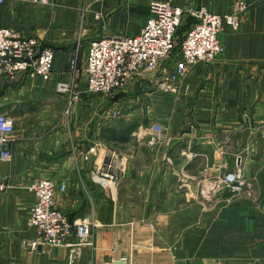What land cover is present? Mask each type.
<instances>
[{"label": "crops", "instance_id": "0c3cea01", "mask_svg": "<svg viewBox=\"0 0 264 264\" xmlns=\"http://www.w3.org/2000/svg\"><path fill=\"white\" fill-rule=\"evenodd\" d=\"M155 1L221 15L246 7L220 33L223 54L191 65L176 94L154 89V74L127 86L137 93L128 102L90 92L91 42L139 33ZM0 25L55 52L50 79L20 73L0 83V113L16 125L12 159L0 160V183L10 185L0 190V264H68L72 254L74 264H264V0H4ZM154 122L165 131L150 145ZM111 153L125 164L115 182L93 172ZM240 154L258 200L201 198L202 183ZM40 178L56 182L54 206L71 223L90 222L88 243L74 234L32 248L39 232L28 219V185ZM204 211L209 219L199 218Z\"/></svg>", "mask_w": 264, "mask_h": 264}, {"label": "built area", "instance_id": "2783aa9c", "mask_svg": "<svg viewBox=\"0 0 264 264\" xmlns=\"http://www.w3.org/2000/svg\"><path fill=\"white\" fill-rule=\"evenodd\" d=\"M32 1L45 3L47 0ZM245 7L241 4L231 13L221 15L205 7L185 10L171 2H152L151 14L139 33L130 36H102L91 42L85 67L89 91L112 94L116 98L134 79L142 80L154 74L149 79L154 87L166 94H176L191 65L211 62L223 52L219 36L224 29V22L236 26ZM188 17H194L195 20L179 42L180 49L173 59L171 54L178 46L177 31ZM54 57L53 48L42 45L36 35L17 32L0 25V83L5 78H13L20 73L48 80L52 75ZM78 62L79 45L71 60L73 71H77ZM69 89L63 83L57 85L58 91L68 92ZM119 116L118 109L109 115L112 119ZM15 129L14 118L0 113V160L4 162L12 159L10 142ZM164 131L162 124H150L148 144H158ZM237 162L239 164L235 171L217 181L222 185L214 186L217 189L227 187L231 197L251 194L245 176L239 169L242 165L241 158ZM124 168L123 160L111 153L105 162L94 164L93 172L102 179L115 182L118 177L112 172H122ZM8 188L10 185L0 183V190ZM56 189V182L50 178H40L28 185V190L35 196L28 219L39 232L37 240L31 243L34 249L40 245H60L73 234L79 239L77 245L88 243L90 222L83 220L71 223L65 213L55 208ZM61 189L65 190V186L62 185ZM68 264H74L73 254L69 256Z\"/></svg>", "mask_w": 264, "mask_h": 264}, {"label": "rangeland", "instance_id": "374dc122", "mask_svg": "<svg viewBox=\"0 0 264 264\" xmlns=\"http://www.w3.org/2000/svg\"><path fill=\"white\" fill-rule=\"evenodd\" d=\"M4 1V0H3ZM30 2H32V3H34L32 0H29ZM48 1V0H47ZM46 1V2H47ZM45 2V3H46ZM0 3H2V2H0ZM35 3H38V2H35ZM202 7H204V6H200L199 8H202ZM206 8V7H205ZM189 9H198V8H189ZM207 9V8H206ZM185 10H188V9H185ZM232 12V11H231ZM231 12H229V13H231ZM223 15V14H222ZM194 20H195V18L194 17H188L185 21H184V23L182 24V26L181 27H179V29H178V31H177V34H176V38H177V48H176V51L173 53V54H171V57H173V59L175 58V54H177V51L180 49V47H179V42L183 39V37H184V35H185V33H186V31L189 29V27H190V25L194 22ZM225 24H227L226 22H224V26H225ZM238 25V24H237ZM236 25V26H237ZM219 39H220V36H219ZM224 47V46H223ZM223 52H224V50H223ZM223 52L220 54V55H222L223 54ZM55 53V52H54ZM219 55V56H220ZM218 56V57H219ZM217 57V58H218ZM54 59H55V57H54ZM89 84V83H88ZM154 89H157L156 87H154ZM59 92H61V91H59ZM91 92V91H90ZM93 93H100V92H93ZM101 94V97H102V95H104V96H107V98L109 99V98H114V96L112 95V94H108V95H106V94H104V93H100ZM137 93L136 92H133V91H131V90H129V88H126L125 89V91H121V92H119V94L118 95H116V98H118V97H120V99L121 98H123L126 102H128L126 99H131V96H135ZM139 94V93H138ZM125 97H127L126 99H125ZM143 100H141V102H142ZM160 101H162V99H160ZM127 106H129V104L127 103V105L126 106H121L122 108H125V107H127ZM108 108H109V106H108ZM119 109V108H118ZM244 116H245V118L249 121L250 119H252V115H250V117H249V115H245V114H243ZM242 116V115H241ZM117 155V154H116ZM239 158H241V160H242V165H241V167L239 168L240 170H241V172L244 174V170H243V156L240 154V155H238V156H236V159H235V163H234V166H233V168L231 169V170H227L226 172H224V174H221V175H219L218 177H216L215 179H213L212 180V182H206L205 183V181L202 183V185L204 186V188L203 189H201L200 190V197L201 198H206V199H208V200H212V199H216L221 193H227V201L228 202H230V203H232V202H242V201H252V203L253 202H255V201H257L258 200V193H256L255 194V192L253 191V187H252V185H251V183H250V181L247 179V177L245 176V174H244V176H245V179H246V181H247V185L250 187V191H251V194L249 195V194H246V193H244V194H242V195H238V196H236V195H234V197L232 196L231 197V193L227 190V187H225V186H223V187H221V188H215L214 186H217L216 184H220L219 186H221L222 184H221V182H217L218 180H220L221 178H224L225 176H226V174L227 173H229V172H232V171H235L236 170V166L239 164L237 161H238V159ZM205 183V184H204ZM208 186V187H207ZM212 187V188H211ZM253 213V212H252ZM209 217H210V212L209 211H204V212H202V214H200V216H199V218H204V219H209ZM208 222H209V220H208ZM204 229V231L206 230V229H209V227H204L203 228ZM90 233H91V228H90ZM74 235V234H73ZM91 235V234H90ZM39 237V236H38ZM37 240V239H36ZM34 242V241H33ZM32 243V242H31ZM209 251V250H208ZM173 261V260H172ZM174 262V261H173Z\"/></svg>", "mask_w": 264, "mask_h": 264}, {"label": "water", "instance_id": "95a60500", "mask_svg": "<svg viewBox=\"0 0 264 264\" xmlns=\"http://www.w3.org/2000/svg\"><path fill=\"white\" fill-rule=\"evenodd\" d=\"M116 264H126L124 261H116Z\"/></svg>", "mask_w": 264, "mask_h": 264}]
</instances>
